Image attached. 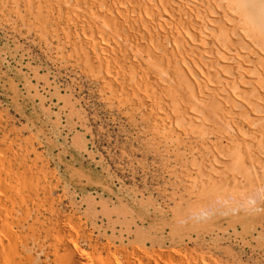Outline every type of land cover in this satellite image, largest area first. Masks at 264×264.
Returning <instances> with one entry per match:
<instances>
[{
	"label": "bare ground",
	"instance_id": "bare-ground-1",
	"mask_svg": "<svg viewBox=\"0 0 264 264\" xmlns=\"http://www.w3.org/2000/svg\"><path fill=\"white\" fill-rule=\"evenodd\" d=\"M41 1L46 21L79 26L87 51L72 42L76 56L97 64L116 97L149 109L157 136L199 149L205 164L197 175L208 180L200 177L215 206L222 197L214 189L219 182L234 187L222 188L234 201L229 210L257 212L238 188L243 180L264 178V0ZM68 31L63 28L71 41ZM35 172L24 154L0 141V264H224L201 248L176 243L114 245L89 237L85 250L72 219L46 223L45 212L56 213L55 187L27 180ZM261 188L255 186L253 197ZM212 207L198 215L209 217Z\"/></svg>",
	"mask_w": 264,
	"mask_h": 264
},
{
	"label": "rangeland",
	"instance_id": "rangeland-1",
	"mask_svg": "<svg viewBox=\"0 0 264 264\" xmlns=\"http://www.w3.org/2000/svg\"><path fill=\"white\" fill-rule=\"evenodd\" d=\"M35 1L27 0L29 7L0 0V141L34 165L27 180L55 187L56 213L46 211V223L57 216L72 219L85 250L89 237L114 245L176 243L201 248L224 264H264V178L237 187L257 212L229 210L234 201L222 193L234 187L216 181L214 192L222 197L215 206L203 189V172L197 175L205 164L199 149L157 136L149 109L116 97L97 64L76 56L75 41L87 51L77 37L79 26L46 21L44 4ZM208 163L217 165L213 158ZM257 185L262 190L253 197ZM206 206L215 213L202 218Z\"/></svg>",
	"mask_w": 264,
	"mask_h": 264
}]
</instances>
